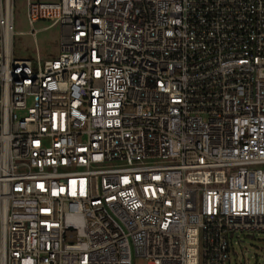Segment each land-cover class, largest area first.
<instances>
[{
    "label": "built area",
    "instance_id": "1",
    "mask_svg": "<svg viewBox=\"0 0 264 264\" xmlns=\"http://www.w3.org/2000/svg\"><path fill=\"white\" fill-rule=\"evenodd\" d=\"M12 1L0 264H232L264 233V0H25L59 30L33 61Z\"/></svg>",
    "mask_w": 264,
    "mask_h": 264
},
{
    "label": "rangeland",
    "instance_id": "2",
    "mask_svg": "<svg viewBox=\"0 0 264 264\" xmlns=\"http://www.w3.org/2000/svg\"><path fill=\"white\" fill-rule=\"evenodd\" d=\"M11 37L12 54L16 58L37 56L40 60L55 58L59 49L57 25H49L48 20L40 19L29 25L25 16V0L12 1ZM33 29V35L29 33ZM232 264H264V233L239 235L232 240ZM132 264H144L140 258H133Z\"/></svg>",
    "mask_w": 264,
    "mask_h": 264
}]
</instances>
